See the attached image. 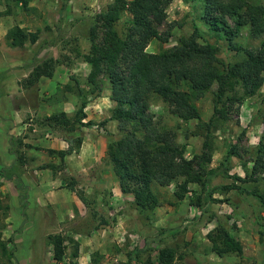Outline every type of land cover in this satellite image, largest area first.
<instances>
[{
    "label": "rangeland",
    "instance_id": "1",
    "mask_svg": "<svg viewBox=\"0 0 264 264\" xmlns=\"http://www.w3.org/2000/svg\"><path fill=\"white\" fill-rule=\"evenodd\" d=\"M110 1L0 0V205L7 206L0 210V239L11 251L0 255V264H156V251L165 245L175 250L181 264H264V206L250 194L253 190L264 198V180L234 179L244 177V169H249L264 128L260 120L264 83L254 95L234 102L227 118L211 133L207 168L216 173L207 183H190V192L180 201L173 196L174 182L154 184L158 205L150 211L137 209L131 193L120 190L104 153L106 144L121 134L109 117L108 83L99 75L95 86L89 84V66L82 57L88 50V25ZM200 14V5L172 0L156 26L166 41L152 38L145 50L159 52L196 26L216 45L218 58L239 59L241 55L229 50L222 39L206 33ZM125 18L122 14L116 23L118 32L124 29ZM14 24L37 31V40L9 46L4 32ZM234 41L250 48L258 46L260 39H251L244 25ZM46 58L55 60L52 75L24 86L33 66ZM214 89L212 84L194 101L203 121L211 114ZM82 102L83 123L72 130L48 120L59 112L73 118ZM171 107L157 97L149 101L155 122L175 133L184 145V157L190 158L199 153L202 137L193 133L195 120H180ZM231 144L235 156L226 155ZM68 146L74 151L62 160L49 152ZM230 184L238 188H223ZM195 195L200 196L198 206ZM218 225L241 243V254L219 256L210 249L206 233ZM51 234L65 237L59 261L51 256L47 239ZM71 240L77 243L76 257L70 256Z\"/></svg>",
    "mask_w": 264,
    "mask_h": 264
},
{
    "label": "trees",
    "instance_id": "2",
    "mask_svg": "<svg viewBox=\"0 0 264 264\" xmlns=\"http://www.w3.org/2000/svg\"><path fill=\"white\" fill-rule=\"evenodd\" d=\"M171 1L111 0L88 25V50L82 56L89 66L87 82L95 86L98 76L103 75L108 83L112 102L109 117L117 122L121 134L106 144L104 153L118 178L120 190L131 193L132 203L139 210L150 211L158 205L157 195L152 190L154 184L167 186L174 182L173 196L180 201L190 192V183L199 186L207 183L209 176L216 173L215 169L207 168L212 156L211 133L227 118L234 102L240 103L243 98L254 95L264 83V2L181 0L200 5L199 19L205 25L206 33L222 39L229 50L241 55L237 60L224 62L216 56V45L196 26L191 33L179 36L174 44L159 52L145 50L152 38L166 41V37H160L156 26L164 20L165 9ZM122 14H126V25L118 32L115 25ZM244 25L248 26L251 39H260L258 46L245 48L234 41ZM37 38V31H27L17 24L10 26L4 34L5 41L12 47H20L25 42L34 43ZM54 64L53 58H46L33 66L23 79V85L31 86L40 77H50ZM212 84H215L211 91L212 110L208 119L203 121L194 101L209 91ZM152 97L171 103L170 112L180 120L196 121L193 133L202 137L199 153L184 157V145L177 142L175 133L160 127L150 113ZM83 107L82 102L73 118L59 112L50 115L48 120L72 130L74 125L83 123ZM260 120L264 124V110L260 113ZM79 143L80 139H76V145ZM72 151L74 148L70 146L49 150L60 160ZM226 155H237L235 144L229 145ZM250 162L249 169H244V177L234 176V179L241 182L264 180V128ZM222 172L227 175L225 168ZM179 178L181 180L177 182ZM69 187L72 189L71 185ZM223 188L238 186L230 184ZM250 194L264 206L263 195L253 190ZM79 197L84 201L82 195ZM194 198L198 206L200 196ZM1 209L6 210L7 206L0 205ZM206 237L210 249L219 256L242 252L241 243L222 225L208 231ZM47 239L52 259L59 261L65 252V237L51 234ZM71 241L70 256L76 257L77 243ZM10 254L0 239V255ZM178 259L175 250L165 245L157 249L154 260L156 264H181Z\"/></svg>",
    "mask_w": 264,
    "mask_h": 264
},
{
    "label": "crops",
    "instance_id": "3",
    "mask_svg": "<svg viewBox=\"0 0 264 264\" xmlns=\"http://www.w3.org/2000/svg\"><path fill=\"white\" fill-rule=\"evenodd\" d=\"M5 33V32H4ZM52 147V146H51Z\"/></svg>",
    "mask_w": 264,
    "mask_h": 264
}]
</instances>
